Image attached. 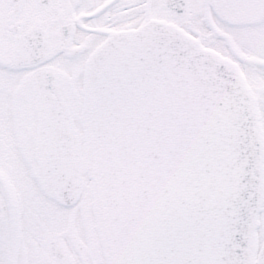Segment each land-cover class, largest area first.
I'll list each match as a JSON object with an SVG mask.
<instances>
[{"label":"snow or ice","instance_id":"snow-or-ice-1","mask_svg":"<svg viewBox=\"0 0 264 264\" xmlns=\"http://www.w3.org/2000/svg\"><path fill=\"white\" fill-rule=\"evenodd\" d=\"M0 264H264V0H0Z\"/></svg>","mask_w":264,"mask_h":264}]
</instances>
